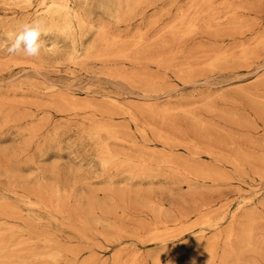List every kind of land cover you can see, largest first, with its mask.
Here are the masks:
<instances>
[{
	"label": "rangeland",
	"instance_id": "1",
	"mask_svg": "<svg viewBox=\"0 0 264 264\" xmlns=\"http://www.w3.org/2000/svg\"><path fill=\"white\" fill-rule=\"evenodd\" d=\"M98 1L102 0L87 4L80 0L76 4V9H84L94 28L82 35L74 31L72 35L77 41L80 56L69 61V42L53 32L41 37L45 45L39 57L29 58L22 53L10 55L6 50L10 37L5 34V26L15 24L18 27L20 21L33 14L34 3L16 7L9 0H0V209L7 206L4 211L0 210V245H6V252L2 255L19 252L12 247L13 240H17L13 236L28 231L35 237L29 246L37 252L54 248L63 250L55 264H127L136 253V264L157 261L162 264H204L206 260L200 250L191 253L187 247L194 246L198 241L208 242L220 233L214 258L210 262L219 264L220 256L227 247L222 238L229 227L230 216H233L234 229L246 222L247 217H255L257 231L254 243L255 246H264V168L260 163L264 153V119L258 118L256 113H259L257 106L260 101L254 103L246 97V94L264 97V48L256 47L255 50L250 47L254 44L253 35L261 30L260 34L264 33V0H227L240 9V15L245 22L248 21L246 24L253 26L234 37L211 38L197 33L180 43L169 42L164 49L170 55L168 64L151 63L139 53L135 57L131 45L140 34L145 40L150 39L147 43L171 40L170 28L166 26L178 23L181 11L187 7L186 0H148L151 5L144 10L142 17L121 24L111 22L98 8ZM224 1L213 0L212 4L220 9L219 5ZM195 2L198 6H206L204 0ZM188 16L191 12L186 18ZM151 19L156 21L153 26L149 24ZM98 25L105 26L122 43L127 41L121 48L128 53L131 50L128 59L114 58L111 56L114 51L111 50L105 53L106 58L85 60L81 56L94 40ZM52 41H57V44H51ZM241 44L256 52L257 58L242 63L233 61L223 68L203 69L202 64L208 55L218 51L236 56L240 53ZM8 60L13 63H8ZM23 61L31 65L23 64ZM183 65L197 68L195 80L186 79L178 72ZM118 73L129 76V79L117 77ZM149 86L154 90L151 91ZM59 99L88 104L95 111H85L77 117L69 116L59 111L65 108L58 105L62 104ZM110 100H116L121 108H126L124 112L131 110L135 123L122 117L121 108ZM164 106L172 110L163 120L145 112L149 107L157 109ZM205 106L213 108L211 113ZM179 107L199 117L203 122L202 128L194 130L190 119L175 111ZM233 113L238 115V119L231 116ZM4 116L11 119L20 116V119L11 121ZM97 124L113 126L124 140L108 141L109 151L117 157L133 158L134 162L141 159L153 167L158 176L152 180H136L111 167H103L99 159L101 153L89 137ZM158 132L173 143L209 142L222 152L225 147L214 143L233 141L234 151L252 152L251 164L241 172L224 162L216 163L206 157L193 162L189 158V150L174 144L162 147L157 142ZM251 140L253 145H247ZM256 142L263 145L259 146ZM168 158L173 159L174 164L165 165L162 162ZM174 159L178 162L175 163ZM187 161L211 166L222 172L227 180L211 182L192 179L194 183L189 186L169 181L170 175L166 172L174 166L182 168V163ZM29 201L43 205L28 206ZM147 202L153 203L155 208L160 207L162 217L157 218L155 208L150 211V205L145 204ZM210 204L214 206L207 211L202 208ZM204 218L213 220L211 222L223 219L216 232L208 229L200 234L198 224ZM180 219L186 220L183 222ZM156 221L168 225L170 235L192 227L190 235L176 236L162 244L144 243L143 237L149 234L151 223ZM182 225L185 228L182 229ZM43 239L48 242H43ZM234 249L239 252L236 244ZM240 253L242 257L238 264H264V252L251 249ZM19 255L23 256L22 253ZM3 260L0 257V264Z\"/></svg>",
	"mask_w": 264,
	"mask_h": 264
},
{
	"label": "bare ground",
	"instance_id": "2",
	"mask_svg": "<svg viewBox=\"0 0 264 264\" xmlns=\"http://www.w3.org/2000/svg\"><path fill=\"white\" fill-rule=\"evenodd\" d=\"M9 1L12 3L13 6H16V7L30 6L31 4L34 3V6H32L33 7V14L28 16L23 21H20L19 24L24 23V22H31L34 19H42L46 24L47 33L53 32V34L55 33L58 37H60V38L62 37L63 39H65L69 42V52L67 55V59L69 61H73L80 56L78 53V50H77V45H78L77 41L73 38L72 34L74 33V31H76V32H78L79 35H82L83 32L89 31V30L94 28V26L91 24V22L88 21L87 18H89V17L86 16L84 9L83 10L76 9V4L78 2H80V0H9ZM92 1H94V0H83L84 4H87V2L90 3ZM186 1H187V7H186L185 11H183V10L181 11V16L179 19H177V20H179L178 23L174 26H173L174 23L171 24L172 27L166 26V27L170 28V32H171V38L170 39L171 40H169V41H166L168 39L157 40V41H155V43H150V42L147 43L150 39L145 40L143 38V36L140 34L137 37H135L136 39L133 40V43L131 45V48H133L132 54H134L135 57L139 53V54H143L144 56H146L147 60L151 63L168 64L169 63V62H167L168 59L170 61V58H168V56L170 57V55H169V53H166L164 49L169 44V42H179L180 43V42H183V40H186V39L192 37L194 34H197V33H201V34L211 36V38L212 37L218 38V37H221L224 35L228 36V37H234V36H239L240 34H242V32L245 29L250 28L251 25L253 26V24H251V23L246 24V22H248V21H246V22L244 21V19L240 15V12H239L240 9L238 7L233 6L232 5L233 3L231 4L227 0H225L222 4L219 5L220 9L215 7L212 4L213 0H204L206 3L205 4L206 6H198L197 4H194V3H196L195 1H198V0H186ZM150 5H151V3L148 0H102V1H98V6H99L98 8L101 9L103 11V13L109 18V20L111 22H113L114 24L128 23L133 18L140 17L141 15L144 14V10L147 9L148 7H150ZM242 8L244 9V7H242ZM8 9H9V7H8ZM10 9H11V7H10ZM188 12H191V16H188L186 18V15H188ZM151 20L149 21V24L152 26L155 25L156 24V21H155L156 18H155V20L154 19H151ZM177 20L175 22H177ZM152 26H150V27H152ZM263 27H264V25L262 26V28ZM17 28L18 27H16L15 24L14 25L13 24H7L5 26V29H6L5 34L8 37H11L15 33ZM165 30H166V28H165ZM248 30L251 31L250 29H248ZM159 32H161V31H159ZM245 32H246V30H245ZM245 32H244V34H245ZM261 32H262V30L260 31V33ZM260 33L256 34L255 36L253 35L252 39H253L254 44H253V46H250V47H253L254 49L256 47H263L264 48V33L263 34H260ZM85 37H87V36H85ZM77 38H79V37H77ZM225 39H226V37H225ZM48 41H49V39H48ZM125 42H127V41H124L123 43H125ZM54 43L57 44V41L51 42V44H54ZM123 43H122V41H120V39L117 36H114L113 34L108 32V30H106L105 26L98 25L95 28L94 40L86 49H84V52L81 56L85 60L86 59H100L102 57L106 58L105 53L107 51L111 50V51H114V53L112 52L113 54H111V56H113L114 58L117 57V58L128 59L127 57H128V54L131 55L130 54L131 50L129 53L126 52L127 50H125V51L122 50L121 47L123 46ZM231 47H233V46H231ZM240 48H241L240 53L236 56H233L231 54H225L223 52H218V51L213 52L211 55H208V57L205 59L204 63L202 64L203 69L206 68L209 70H213V69H218L220 67L223 68V67L227 66L228 64L232 63L233 61H238V62L242 63V62H246V61H249L251 59H254V57L257 55V53L255 52L256 53L255 54L254 51L251 50V48L245 47L242 44H241ZM161 49H162V51H159ZM216 49H218V48L216 47ZM233 49H234V47H233ZM255 50H257V49H255ZM258 50H259V48H258ZM234 51H235V49H234ZM171 56H173V55H171ZM255 58H257V57H255ZM6 61H7V59H6ZM11 62L9 61L8 63H11ZM23 64H30V63L23 61ZM5 65L6 64H4L3 66H5ZM7 67H4V68H7ZM196 70H197V68H195L191 65H183L181 70H179L178 72H180L181 74H184L186 76L185 77L186 79L187 78L190 79V78L197 77V74L195 73V72H197ZM209 70H207V71H209ZM199 73L200 72H198V74ZM201 74H202V72H201ZM117 77H120L122 79H129V76H125L124 74L122 75L120 73H118ZM131 80H132V78H131ZM194 80H195V78H194ZM147 88H148V86H147ZM150 89H152L151 91L154 90L153 87H150ZM155 91L157 92V90H155ZM48 92H52V89H48ZM160 92H162V91H160ZM153 95H154V93H153ZM246 97H247V99L254 101V103H257L256 100L260 101V102L258 101L259 103L257 106L260 110H259V113L258 112H256V113H257L258 118L264 119V97L260 98L254 94H246ZM63 99L65 100V97ZM63 99H59L62 104H58V105H60V106L63 105V107H65V108L62 110H59V111L64 113V114H67L69 116H76L79 113H82L85 111H95V108L91 105L79 104L77 102H69V100H67V99H66V101H68V102H66ZM115 101L112 100V102H111V100H110L111 103H113L114 105H117L119 108H121V106H119L118 103ZM55 102L57 103V100ZM207 105L208 104H206V106ZM125 109L126 108H121L122 117H126L127 119H129L130 121L135 123V120H134L135 116L134 117L132 116V114L130 113L131 110L128 109L129 112H124ZM206 109L208 110V112L210 111V113H211V110L213 108L211 109L209 107H206ZM171 110H172L171 108H167L165 106L162 108H157V109H153L152 107H149L145 110V112L147 114L154 115V117L155 116L157 118L160 117L163 120V118H165ZM173 111H174V109H173ZM175 111H178V112L185 114L186 117L189 118L190 121L192 122V125H193L192 127L194 130L202 128V126H203L202 120H200V118L197 117L196 115H194L193 113L186 112V110H184L181 107L176 108ZM231 116L234 119H238L237 114L233 113ZM4 117H5L4 119H6V117H8V116H4ZM19 117L20 116H18V117L14 116V118H12V119L8 117V119L13 121L16 119H20ZM263 123H264V121H263ZM141 131H143V130L141 129ZM143 133H144V131H143ZM160 133L161 132L157 133L156 138H157V142L159 144H161L162 147L163 146L164 147H171V146L175 145V146H179L180 148H182L184 150H189V152H190L189 158L192 161L194 159L196 160V159H199L201 157H206V158L212 159L216 163L224 162V163H226V165L232 167L234 170L241 171V172H244L245 166H248L249 164H251L250 163V155L252 154V152L234 151L235 146H233V145L235 143L233 141H231L229 143H222V142L217 141L216 143H214L215 145L225 147L224 150L226 149L228 152L225 150L226 153H224L225 152L224 150H223V152L219 151L220 148H217L218 150H216L215 147H213V145L209 142H203V143L197 142L196 143L195 141H182V142L173 143V141L171 139H169L168 137H166ZM89 137L92 140V143L94 145H96V147H98V152L101 153L99 159H100V163L103 167H111L116 171H119L121 173H125L131 179H136V180H152L153 178L158 176L159 173L154 172V170L152 169L153 167L152 168L149 167L148 164L146 165V163L142 162L141 159H140L141 161L139 160L138 162H134L133 158L131 159L130 157H127V156L117 157L115 155V153L113 154L111 151L108 150V148H109L108 144H107L108 141H117V142L118 141H124L122 138H120L118 136V131L113 126H110L107 124H103V125L97 124L96 126H94L92 128V131L89 133ZM124 143H126V142H124ZM252 143L253 142L251 140V141H248L246 144L251 145ZM255 144H258V142H256ZM260 144H262V143H260ZM260 144H258V145L260 146ZM155 145H157V144H155ZM248 148H250V147H248ZM254 152L256 153V151H254ZM161 155H163V154H161ZM261 156H262V160L260 159L261 160L260 163H261V166L264 168V157H263L264 153ZM173 158H175V157H173ZM149 159L152 160L151 158H149ZM149 159H148V161H149ZM161 159H162V157H161ZM158 160H160V158ZM191 160H189V161H191ZM174 161H175V163L178 162L175 159H174ZM162 162H164L165 165H166V163H168V165L174 164L173 159H169V158H168V160L162 161ZM260 163H259V165H260ZM253 164H254V166L256 165L254 162H253ZM182 165H183L182 168H179V167L177 168L174 166L169 172L165 171L166 173H169V175H170L168 177L169 181H171L173 183H184L187 186H189L190 183L192 184V182H193L192 179H194V180H208L211 182H218V181L227 180V177L222 172H220L219 170L217 171V169H214L211 166H205L202 164L201 165H195V164L189 163L188 161L183 162ZM159 166H160V164H159ZM254 166H253V169H254ZM256 166H255V170H257ZM170 168H171V166H169V169ZM155 171H156V169H155ZM259 171H261V170H259ZM159 172H161V171H159ZM163 175H165V174L163 173ZM163 188H167V187H163ZM41 198H44V197H41ZM21 200H22V198H21ZM36 201H29L28 206L38 207L39 205H41V206L43 205V204H40V202H36ZM145 204L150 205L148 207L150 211H153V208H155V205L154 206L152 205L153 203L151 204L150 202H147ZM212 206H214V204L213 205H211V204L205 205L202 208L205 211H207ZM6 207L7 206H3V207H1L0 210L4 211L5 209H7ZM50 208H52V207H50ZM119 208H120V206H119ZM240 208H241V206H240ZM53 209H54V207H53ZM121 210H123V209H121ZM154 211H155V215L157 218H159L160 216L162 217V210L160 207L155 208ZM195 213H198V212H195ZM181 215H180V217H181ZM185 215L188 216L187 213H185ZM197 215H199V214H197ZM235 215H236V213H235ZM182 217H185V216L182 215ZM186 219H184V220L180 219V220H183V222H184ZM199 219H197V220H199ZM222 219L223 218H218V219H215L214 222H211L213 220L210 221V219L204 218L203 222L198 224V226H199L198 232L200 234H202L204 231H206L208 229H213L215 231L217 229V226L219 225V223L222 221ZM230 219L231 220H230L229 227L223 233V238H222L224 245H226L227 247L225 250H223V252L220 256L219 264H238L240 261L239 258L241 256L240 252L243 250L249 251L252 249L255 252H264V246L262 244L259 246L258 245L255 246V243H254L256 241V231H257L256 230V228H257L256 227V223H257L256 220L257 219L255 217H250V216L247 217V221L240 224V226L237 229H234V227H232L233 216H230ZM175 220L176 219H174V221ZM176 221H177V224L181 225L180 221H179L180 223H178V220H176ZM82 222H84V221H82ZM197 223H199V222H197ZM197 223H196V225H197ZM151 224L152 225L150 226V229L148 227L149 234L146 233V236L143 237L144 238L143 240H144V243H149V244H154V245L155 244H162V243H166L168 241H171L170 238H175L176 236L190 235V229L192 228V227L190 228L188 226V228L186 227L187 228L186 229L182 225L181 228L182 229L185 228L183 231L180 230L181 228L179 226L180 229L179 228H176V229L180 230L181 232L177 231L176 232L177 234L170 235L169 231H168L169 226L164 224L163 222L160 223V222L156 221V222L151 223ZM86 225H83V226H86ZM174 225L176 226V224H174ZM108 227H110V226H108ZM142 230H144V229L142 228ZM145 232L146 231H144V233ZM143 235H145V234H143ZM219 235H220V233H219ZM219 235L217 234V235L213 236L211 238V240L208 242L204 241L205 243L198 241L194 246H188L187 251H189V252L191 251V253H192L193 250L194 251H196V249L200 250V253L205 257V260H206V262L204 264H210V262L214 258V253L216 250V245H217V240L219 239ZM13 237L17 238V240L16 239L13 240L15 242L12 244V247L14 249H17L19 252L15 251L16 253H8V254L2 255V253L6 252V247H5L6 245L5 244L0 245V253L2 255L0 257L4 259L2 264H55V263H57L58 259L62 255L63 250L59 249V248L58 249H56V248L49 249L48 251H44V252H37L36 250H34L29 245L33 242V240H35L34 239L35 237L31 233H29L28 231H26L25 234L22 233V234H19L18 236L16 235ZM202 238H203V236H202ZM43 240H44L43 242H46V243L48 242V240H46V239H43ZM234 244L237 245L239 252L234 249ZM257 244H260V243H257ZM260 246H263V247H260ZM20 247H22V249ZM51 248H52V246H51ZM19 253H22L23 256H20ZM176 253H178V252H176ZM137 255H138L137 253L134 254L131 261L128 262L127 264H136L137 263L136 260L138 258ZM198 258H200V257H198ZM75 262H77V261H75ZM152 264H162V263H159L157 261V262H154Z\"/></svg>",
	"mask_w": 264,
	"mask_h": 264
},
{
	"label": "clouds",
	"instance_id": "3",
	"mask_svg": "<svg viewBox=\"0 0 264 264\" xmlns=\"http://www.w3.org/2000/svg\"><path fill=\"white\" fill-rule=\"evenodd\" d=\"M46 33V24L42 19L21 23L18 25V31L10 37L6 50L10 55L22 53L25 57L37 58L45 45L41 37Z\"/></svg>",
	"mask_w": 264,
	"mask_h": 264
}]
</instances>
